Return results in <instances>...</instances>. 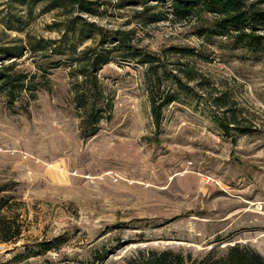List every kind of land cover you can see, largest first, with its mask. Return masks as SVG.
<instances>
[{"label": "rangeland", "instance_id": "374dc122", "mask_svg": "<svg viewBox=\"0 0 264 264\" xmlns=\"http://www.w3.org/2000/svg\"><path fill=\"white\" fill-rule=\"evenodd\" d=\"M116 4L106 0L100 17L79 16L131 31L134 48L159 58L160 91L178 100L156 128L147 91L157 86L132 53L112 50L98 73L107 113L83 138L70 65L86 47L100 49L99 38L65 34L76 14L0 0V47H17L20 58H7L15 69L47 81L11 108L0 95V219L20 232L0 238V264H141L152 251L196 264L223 259L235 244L264 256V53L198 37V22L143 25L140 7ZM42 40L61 46L59 54L33 53ZM54 238L63 245L39 250Z\"/></svg>", "mask_w": 264, "mask_h": 264}, {"label": "trees", "instance_id": "16d2710c", "mask_svg": "<svg viewBox=\"0 0 264 264\" xmlns=\"http://www.w3.org/2000/svg\"><path fill=\"white\" fill-rule=\"evenodd\" d=\"M10 4H16L23 7L39 6L44 11L60 10L64 15L75 17L67 19L64 32L70 35L76 42L99 38V48L86 47L81 50L80 55L74 58L76 66L70 65L72 77L76 80L73 86V97L76 108L81 112L79 126L81 136L87 138L98 130V124L105 113H107V103L103 100L101 93L98 73L102 66L111 63V51L121 50L129 52L137 58V62L146 67V75L151 76V80L157 86L156 89L150 87L148 96L150 102L151 116L156 128L161 126L162 111L164 107L176 102L178 95L168 91H160V86L165 79L164 72L159 73L154 63L158 57L150 53L137 50L131 45L128 35L130 32H124L118 29L115 31H106L93 23L83 22L79 15H88L91 17H100L103 13L101 6L106 4V0H5ZM118 7H140L136 12L138 23L143 25L157 24L159 22L188 23L198 22L199 26L195 28L194 35L212 40L222 37L230 41V48L245 49L248 53H264V0L248 2L246 0H117ZM112 45L111 49L105 48ZM30 48V47H29ZM61 46L53 47L52 43L39 41L31 46L35 52H51L59 54ZM72 53L75 52V48ZM30 50V49H29ZM172 52L182 55H189L192 50L174 47ZM64 54V53H60ZM77 53H75L76 55ZM10 56L20 58V51L17 47L6 49L0 47V95L6 100L8 107H13L23 95L28 101L34 98L36 90L44 87V83H33V76H28L15 69V61L7 59ZM50 58L51 56H43ZM4 59L9 61L5 64ZM70 60V59H65ZM11 61V62H10ZM52 62L58 67L61 64ZM68 61H63L67 64ZM70 62V61H69ZM38 66V65H37ZM41 72L44 67L38 66ZM192 70L186 73L188 79H194L196 76ZM191 74V75H190ZM190 75V76H189ZM80 79V80H78ZM173 83L179 88L184 86L181 79L176 76H169ZM41 84V86H39ZM225 130L228 128L224 124L219 125ZM2 208V205H0ZM19 231L11 228L8 223L0 219L1 241L11 242L19 237ZM64 239L54 238L48 242L38 243V248L42 252L55 250L59 248ZM148 258L143 259L141 264H185L186 259L181 255L173 254L170 251L155 253L150 252ZM102 260L103 256H99ZM194 264V263H191ZM196 264H264V256L257 251L247 247H240L238 244L230 246L223 259L204 260Z\"/></svg>", "mask_w": 264, "mask_h": 264}]
</instances>
